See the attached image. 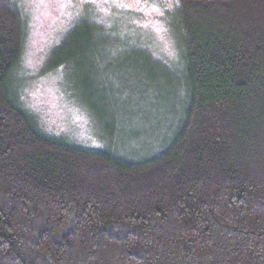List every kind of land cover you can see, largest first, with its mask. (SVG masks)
Listing matches in <instances>:
<instances>
[{
  "label": "trees",
  "instance_id": "1",
  "mask_svg": "<svg viewBox=\"0 0 264 264\" xmlns=\"http://www.w3.org/2000/svg\"><path fill=\"white\" fill-rule=\"evenodd\" d=\"M177 8L184 115L134 162L47 137L17 105L24 16L0 0V264H264V0Z\"/></svg>",
  "mask_w": 264,
  "mask_h": 264
},
{
  "label": "rangeland",
  "instance_id": "2",
  "mask_svg": "<svg viewBox=\"0 0 264 264\" xmlns=\"http://www.w3.org/2000/svg\"><path fill=\"white\" fill-rule=\"evenodd\" d=\"M15 1L24 51L8 90L47 137L134 162L169 144L188 99L178 0ZM81 23L90 38L61 48Z\"/></svg>",
  "mask_w": 264,
  "mask_h": 264
}]
</instances>
